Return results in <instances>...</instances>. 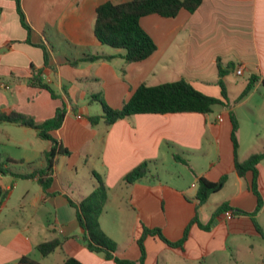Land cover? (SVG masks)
Listing matches in <instances>:
<instances>
[{
	"label": "crops",
	"instance_id": "crops-1",
	"mask_svg": "<svg viewBox=\"0 0 264 264\" xmlns=\"http://www.w3.org/2000/svg\"><path fill=\"white\" fill-rule=\"evenodd\" d=\"M125 1L20 0L31 27L28 43L14 0H0V112L16 111L41 123L53 117L64 101L63 122L50 134L69 150L56 156L47 191L36 177L0 173V191L5 193L0 217L16 194L22 221L0 220V264H15L22 256L39 264H61L67 256L82 264H116L86 248L75 209L68 202V198L79 202L93 190L92 172L102 175L108 187L99 222L119 258L138 263L137 240L143 226L160 228L168 240L178 241L197 215L204 225L211 221L210 227L205 230L192 224L182 247L146 236L143 264H264V246L260 245L264 237L254 224L264 229L258 222L264 213V158L256 166L263 204L254 221L247 214L226 219L224 211L212 219L213 211L224 202L247 213L257 205L250 188L252 172L239 176L234 169L230 121V111H234L227 78L229 72L246 74L240 94L255 75L250 92L240 100L238 94L236 101L243 103L255 95L264 98V0H202L192 13L181 9L174 17L142 16L140 26L156 49L137 62H126L123 49L100 42L93 30L100 4ZM39 43L48 51L47 66L42 48L35 45ZM85 55L103 57L76 62ZM219 66L227 69L223 81L228 105L217 104L221 108L216 113L213 109L204 114L139 113L110 125L103 118L95 125L88 121L89 116L102 115L100 99L111 108H120L142 83L152 86L184 78L199 91L220 98ZM32 67L42 69V79L58 97L29 84ZM219 115L222 121L217 120ZM17 133L38 136L34 128L0 120V135L17 150L2 153L21 161L9 168L19 174L44 168L43 151L50 141L41 138L46 140L43 143L39 136L16 137ZM0 145L6 144L0 140ZM247 147L242 148L238 140L240 162L264 151L248 152ZM146 160L155 176L126 184L124 175ZM223 175L227 176L223 187L196 207L199 177L217 181ZM54 237L64 240L62 247L41 255L37 244Z\"/></svg>",
	"mask_w": 264,
	"mask_h": 264
},
{
	"label": "trees",
	"instance_id": "trees-1",
	"mask_svg": "<svg viewBox=\"0 0 264 264\" xmlns=\"http://www.w3.org/2000/svg\"><path fill=\"white\" fill-rule=\"evenodd\" d=\"M16 12L19 16V21L22 27L27 32L26 41L30 43L31 27L27 23L24 12L20 5V0H14ZM202 0H127L125 2L114 4L105 2L96 8V16L93 25V30L96 38L112 47L121 48L124 50L123 57L126 62H137L146 59L156 49V45L148 33L140 26L139 20L142 16L156 13L163 17H174L181 9L188 12H194L201 4ZM42 48L43 63L47 66L49 63V55L46 47L39 43L35 44ZM103 56L100 55H85L78 59L93 61ZM107 57V56H104ZM227 69H222L219 66L218 84L221 89V97L207 95L196 89L190 82L184 78H180L171 82H164L157 85L140 84L131 94L129 99L123 103L120 108H111L100 99L102 106L101 116H89L90 124L95 125L103 118L107 125L116 122L119 119L125 118L132 114L139 113H174V112H197L209 113L214 105L227 106L228 97L226 87L223 81V76ZM42 69L35 70L32 67V75L29 79V84L34 87L46 89L53 98L58 97L50 85L42 79ZM255 75H251L242 92L238 96V100L245 97L253 87ZM66 114V104L61 102L56 108L54 116L44 120L41 123H36L32 118L27 117L16 111L9 113L0 112L1 121H10L23 126H28L36 129L40 138L50 141V146L43 151L46 159L44 168H35L30 173H14L9 164H16L17 161L9 156L4 155L0 151V173H11L20 178L36 177L38 183L44 191H47L52 181L53 166L56 162V156L60 154H69V150L62 143L54 138L50 132L59 128ZM231 141L233 144L234 154V169L239 176H245L247 171L252 172V180L250 188L257 198L256 209L252 213L232 209L228 203L224 202L219 205L212 213V219L221 211L231 210L234 214H247L254 221V214L262 207L263 199L257 187V164L264 158V151L251 154L244 161L237 159L238 141L236 132L238 129V121L235 114L230 111ZM177 160L180 157L175 155ZM150 161H143L135 166L132 170L126 173L123 181L126 184H132L144 177L155 176L151 174ZM94 180L93 190L86 195L81 201L74 202L68 198L69 204L75 209L76 220L79 227L82 229L81 239L86 248L95 253L102 254L106 259H112L116 264H143L145 250L143 241L148 235L157 236L164 243L171 247H182L192 224L196 223L202 229H209L211 221L207 224L199 222L197 215L193 217L190 223L186 226L183 236L178 241L168 240L161 232L160 228H150L143 226L141 235L137 242L140 248L141 256L137 262L119 258L115 254L113 241L104 233L100 227L99 217L104 210L108 198V187L104 182L103 176L97 172L91 173ZM227 176L223 175L217 181H210L204 177L198 179L197 203L196 207L202 205L210 196V194L219 191L226 182ZM5 197V193L0 191V202ZM255 228L264 237V229H262L255 221ZM63 239L58 237L45 240L37 244L36 248L39 253L46 256L52 253L56 248L62 247ZM15 264H39L27 256H22ZM61 264H82L73 256H67Z\"/></svg>",
	"mask_w": 264,
	"mask_h": 264
},
{
	"label": "rangeland",
	"instance_id": "rangeland-1",
	"mask_svg": "<svg viewBox=\"0 0 264 264\" xmlns=\"http://www.w3.org/2000/svg\"><path fill=\"white\" fill-rule=\"evenodd\" d=\"M229 76L227 78L228 81V97L230 99V104L233 106L234 114L238 120V132H236L237 139L242 143V148L247 147L248 152H252L256 150L257 152L264 150V98H260L258 96H253L249 98L246 102L240 103L236 101V98L241 91L242 85L246 82L247 76L244 74L243 76L237 75L234 72H229ZM51 95V94H50ZM221 107L218 105L213 106V112L216 113ZM16 137H38L29 135H22L21 133H17ZM1 142L6 145H0V151H6L7 149L12 150V152L16 153L17 150L14 147H11L10 143L6 140L5 135H0ZM237 140V141H238ZM43 143H46V140H41ZM15 165V164H10ZM26 169L27 166H25ZM20 205L16 194L11 198L8 203V208H5V214L1 215L0 220L3 221H12L16 220L20 224L21 215L20 213ZM258 222L264 227V213L260 215L258 218ZM261 246H264V242H260Z\"/></svg>",
	"mask_w": 264,
	"mask_h": 264
},
{
	"label": "built area",
	"instance_id": "built-area-1",
	"mask_svg": "<svg viewBox=\"0 0 264 264\" xmlns=\"http://www.w3.org/2000/svg\"><path fill=\"white\" fill-rule=\"evenodd\" d=\"M236 72L238 74H240L242 72V70L239 68V69L236 70ZM217 120L218 121H222V117L219 115L217 117ZM224 216L226 217V219H231L234 216V213L231 210H225L224 211Z\"/></svg>",
	"mask_w": 264,
	"mask_h": 264
}]
</instances>
